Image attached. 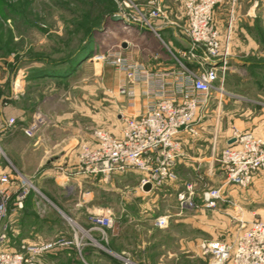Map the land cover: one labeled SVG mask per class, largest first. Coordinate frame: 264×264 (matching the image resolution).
I'll return each instance as SVG.
<instances>
[{"label":"rangeland","instance_id":"1","mask_svg":"<svg viewBox=\"0 0 264 264\" xmlns=\"http://www.w3.org/2000/svg\"><path fill=\"white\" fill-rule=\"evenodd\" d=\"M131 1L147 17L155 8L149 1H156L162 14L149 21L178 24L185 36L187 17L182 0ZM245 3L254 5L257 13L247 37L240 31L243 17L236 21L234 33L232 13L228 15L224 7L219 11L218 31L224 50L239 62L235 70L227 71L218 81L225 92V102L218 113L209 111L207 116L210 121H218L216 145L211 151L215 157L210 166L214 176H208L210 161H195L210 153L204 145L200 152L188 151L194 160L176 162L171 180L159 187L150 186L148 191L140 187L143 176L136 179L113 175L107 181L101 180L103 185H85L69 193L70 211H91L90 225L94 226L95 217H113L112 227H103L101 235L105 236L106 229H117L118 243L109 237L111 231L107 241L99 242L108 259L115 257L122 264H216L200 251L201 241L230 243L239 232L240 221L246 225L264 222V170L246 188L225 186L223 201L214 209H182L177 201V194L187 185L193 187L191 197L195 202L204 192L222 188L225 176L218 159L224 138L232 129L264 121V26L259 23L264 0ZM127 11L137 14L131 5ZM117 12L113 0H0V149L9 159L8 163L4 159L2 162L11 172V191L20 188L18 174L25 173L45 197L36 196L39 206L27 208L33 217L67 215L57 202L67 193L62 194L64 190L46 177L48 170L40 166L42 160L62 152L52 167L65 175L72 173L83 147L96 148L95 132L118 138L124 120L141 113L134 110L137 100L131 94L140 86L116 67L93 59L99 52L115 50L129 63L143 64L135 61L138 48L133 46V36H111L114 23L121 30L123 27L117 18H112ZM122 44L127 46L125 50ZM10 117L14 125L3 131V122ZM27 129L32 131L30 136L25 134ZM203 133L212 135L209 129ZM197 135L199 130L191 136ZM7 141L13 142L9 155L3 148ZM70 159H75L74 167L67 171L64 167ZM86 194L87 202L79 204L78 199L82 201ZM163 216L167 217V225L159 228L155 220ZM121 247L127 255L118 251ZM45 261L65 263L64 259Z\"/></svg>","mask_w":264,"mask_h":264},{"label":"built area","instance_id":"2","mask_svg":"<svg viewBox=\"0 0 264 264\" xmlns=\"http://www.w3.org/2000/svg\"><path fill=\"white\" fill-rule=\"evenodd\" d=\"M118 12L117 18L128 32L145 29L157 35V28L149 19L160 18L161 9L156 1L150 14L145 16L131 0H113ZM187 25L185 36L188 46L179 51L176 58L177 69L152 71L147 66L129 63L118 51L106 50L93 56L126 73L128 79L139 85L144 100L143 111L131 119H125L121 135L115 138L105 132H95L96 148L83 147L78 156L75 171L67 176L98 178L107 181L113 175L136 171L143 175L140 187L149 184L159 187L174 177L175 165L182 156L180 134L195 135L198 125L208 108L211 91L224 95L218 81L229 70L230 57L224 50L220 33L213 19L212 10L222 0H182ZM136 9V16L130 15L129 6ZM133 92H131L132 94ZM14 125L13 118L3 122V131ZM31 129L25 134L30 136ZM219 157L221 170L225 176L224 186L246 188L256 174L264 170V137L249 130L232 129L230 139ZM8 163L0 149V163ZM21 186L12 192L13 180L10 174L0 170V264H41L47 254L61 248L72 247L80 260L85 237L90 243H97L68 216L63 217L72 225L71 238L36 239L20 241L17 246H9V208L21 211L31 195L45 198L25 176L18 174ZM223 187L211 189L202 194L198 201L192 199L193 187L177 194L182 209H214L223 201ZM94 227L100 230L113 225L111 217H95ZM159 228L166 227L167 217L155 220ZM104 234V233H102ZM203 254L216 264H264V222L253 221L248 225L240 221L239 232L233 242L204 240L198 245Z\"/></svg>","mask_w":264,"mask_h":264},{"label":"crops","instance_id":"3","mask_svg":"<svg viewBox=\"0 0 264 264\" xmlns=\"http://www.w3.org/2000/svg\"><path fill=\"white\" fill-rule=\"evenodd\" d=\"M247 0H223L221 4L218 5L216 9H214V21L216 23L217 29L221 30L220 26V8L224 7L229 12L232 13L233 16V23H234V33L236 32L237 24L236 21L239 20L240 16L243 17L244 20V26L240 27L242 32H244L245 36H248V33L251 32L253 29L252 27V21L256 17L257 14L254 11V5L250 6L246 3ZM243 5V9L241 8ZM246 7V8H245ZM263 7V6H262ZM260 7V8H262ZM247 9V10H246ZM261 11V9H260ZM261 16V19L259 20V23L261 21V25L264 26V12H263V18L261 13H259ZM247 25V27L245 26ZM121 25V24H120ZM154 25L157 28V35L154 33H151L149 31H146L145 29H138L131 30L128 32L125 29L122 30L118 27V23H114L113 30H110V33L112 34V37H118L120 33H123V35L126 36H133L134 38V47L138 48L136 51L137 53H134V56L136 58L135 61L139 63L146 64L149 69L152 71H166V70H173L177 69V62L176 58L179 56V51L185 49L188 46L187 38L180 32V26L178 24H165L162 21H156L154 22ZM238 30V29H237ZM128 34V35H127ZM235 42V38L233 40ZM123 45V44H122ZM123 50L127 48L126 45H123ZM133 61V60H132ZM238 60L234 59L233 57H230L229 61V70L228 72L235 70V68L238 65ZM227 72V73H228ZM123 92H126V89H123ZM136 96L137 100V106L134 108L136 112H142L143 106H144V100L141 94V88L137 87L134 92L132 93ZM223 96L218 99V94L214 90L210 93V100L208 103V108L205 111V114L200 121L198 125L199 135L197 136H191L187 133H181L180 134V141H181V149H182V156L178 159L177 162L179 163H186V161L189 159L194 160L190 155L188 154V151L196 152L201 151L200 146H208L210 149V153L204 157L195 159L197 162L201 161H210L209 163V170L208 175L209 177L214 176L215 173H212L210 166L213 163L215 157L213 152H211L215 145H216V132L218 129V121L216 120H209L207 118L209 111H216V113L219 112L221 105L224 103ZM27 124V122L24 121V125ZM254 125V126H253ZM253 126V127H252ZM122 129V128H121ZM121 129L119 130L116 137H120L121 135ZM209 129L212 132V135H209L208 133H203V130ZM18 132H21L17 128ZM16 130V131H17ZM239 130H249L252 131L257 136L264 137V121L259 122L257 125L255 124H249L244 127H242ZM15 134V133H14ZM230 139V133L224 138L223 140V148L226 147V145L229 143ZM90 142L92 140L90 139ZM12 141L4 142L3 148L6 150L7 154L9 155V146L12 145ZM211 146V148H210ZM222 148V149H223ZM62 155V152L55 156H50L42 160L40 166H43L44 169H47V175L46 177H49L54 184L60 187V190L64 196H59L57 199V202L60 206L64 208V211L67 213L66 216H68L76 225H78L82 230L88 231L89 236L97 243L96 246L85 237L83 239V246L81 248V256L82 260L80 258H76V251L74 248H61L59 250L53 251L50 254L45 255L41 259V264H46L45 259H50L52 261H59L60 259H64V264H122L117 258L113 257V259H108L105 251H103L101 244L99 242L101 241H107L108 236L107 234L111 231V229H106L105 236L103 237L101 235L100 230H98L96 227L90 225V221L92 220L90 214L91 211L88 212V214L84 212H80L79 214L73 213L70 211L69 207V199L70 197L69 193L77 188H80L81 186H89V185H95L102 183L103 185L105 182H102L98 178L91 179V178H85L81 176H67L64 173H59L54 171V165L55 161H59V157ZM73 159V158H72ZM9 161V159L7 158ZM3 161V160H2ZM0 163V170L4 171L6 174H11L10 169H7L4 167V161ZM48 164V162H50ZM74 160H69L66 164V170L72 171V168L74 167ZM56 163V162H55ZM11 164V163H10ZM177 166V164H176ZM175 166V169H176ZM119 176L123 177H135L136 179H140L141 176H143L141 173L136 171H130L124 174H118ZM24 176L29 177L27 174L24 173ZM224 184V182L222 183ZM221 184V185H222ZM225 187V186H224ZM223 187V189H224ZM39 190V189H38ZM40 191V190H39ZM88 200L87 194L84 196L83 200L80 201L78 199L79 204H84ZM39 202L36 201V198L34 195H31L29 199L25 202L24 208L21 211H17L15 209L9 208L8 211V222L10 225V231L8 233L9 238V246L15 247L20 241H34L38 238L40 239H55V238H71L72 235V225L63 217V215L58 214L57 216L53 217H44V218H37L33 217L27 212L28 207H34L39 206ZM66 204V205H65ZM56 209V212L59 213L60 209L57 206H53ZM100 215V214H99ZM97 216V215H95ZM107 217H111L110 215H107ZM113 219V217H111ZM114 221V219H113ZM116 222V221H115ZM114 222V223H115ZM118 230L116 229V232L110 233L109 237H112L115 241V243H118ZM112 240V239H111ZM110 240V241H111ZM95 249H99L102 254H98ZM121 253L128 254L124 248H119Z\"/></svg>","mask_w":264,"mask_h":264},{"label":"water","instance_id":"4","mask_svg":"<svg viewBox=\"0 0 264 264\" xmlns=\"http://www.w3.org/2000/svg\"><path fill=\"white\" fill-rule=\"evenodd\" d=\"M229 143H232V141H229ZM50 163H51V161L48 162V164H50ZM143 190H144V191H148V190H150V185H149V184L145 185V186L143 187Z\"/></svg>","mask_w":264,"mask_h":264},{"label":"bare ground","instance_id":"5","mask_svg":"<svg viewBox=\"0 0 264 264\" xmlns=\"http://www.w3.org/2000/svg\"><path fill=\"white\" fill-rule=\"evenodd\" d=\"M123 29H125L126 31H128V30H129V28H128V29H126V28H123Z\"/></svg>","mask_w":264,"mask_h":264}]
</instances>
